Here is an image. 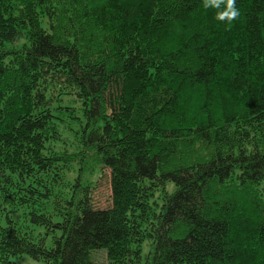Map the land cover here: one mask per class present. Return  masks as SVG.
Wrapping results in <instances>:
<instances>
[{"label": "trees", "instance_id": "obj_1", "mask_svg": "<svg viewBox=\"0 0 264 264\" xmlns=\"http://www.w3.org/2000/svg\"><path fill=\"white\" fill-rule=\"evenodd\" d=\"M95 250L264 264V0H0V264Z\"/></svg>", "mask_w": 264, "mask_h": 264}, {"label": "rangeland", "instance_id": "obj_2", "mask_svg": "<svg viewBox=\"0 0 264 264\" xmlns=\"http://www.w3.org/2000/svg\"><path fill=\"white\" fill-rule=\"evenodd\" d=\"M92 191V200L96 206L106 207L110 204V190L108 185V176L99 178ZM94 264H107L105 254L102 250L92 252ZM16 264H44L43 261L35 260L28 255H20L14 258Z\"/></svg>", "mask_w": 264, "mask_h": 264}, {"label": "clouds", "instance_id": "obj_3", "mask_svg": "<svg viewBox=\"0 0 264 264\" xmlns=\"http://www.w3.org/2000/svg\"><path fill=\"white\" fill-rule=\"evenodd\" d=\"M229 6H231V3H230V5ZM236 14H237V12H236V10L233 8V9H231V12H230V14H229V18H233V17H235L236 16Z\"/></svg>", "mask_w": 264, "mask_h": 264}]
</instances>
